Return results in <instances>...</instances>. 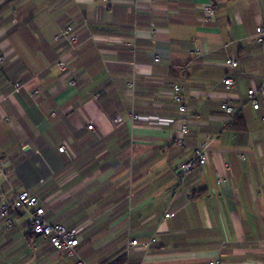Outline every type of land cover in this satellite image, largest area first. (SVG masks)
Listing matches in <instances>:
<instances>
[{"label": "crops", "instance_id": "obj_1", "mask_svg": "<svg viewBox=\"0 0 264 264\" xmlns=\"http://www.w3.org/2000/svg\"><path fill=\"white\" fill-rule=\"evenodd\" d=\"M262 22L264 0H0V190L31 189L47 222L79 230L70 257L11 210L0 264H264V96L247 102L264 89ZM68 24L75 48L55 40ZM174 83L188 105L182 146ZM223 101L240 106L243 128L229 127ZM207 136V163L181 181Z\"/></svg>", "mask_w": 264, "mask_h": 264}, {"label": "built area", "instance_id": "obj_2", "mask_svg": "<svg viewBox=\"0 0 264 264\" xmlns=\"http://www.w3.org/2000/svg\"><path fill=\"white\" fill-rule=\"evenodd\" d=\"M214 18V9L212 6L208 5L204 7V16L205 21H211ZM55 40H64L71 48H75L78 45V34L74 31L72 25H66L56 36ZM254 40L260 45L262 52H264V22L260 23L255 27L254 30ZM2 58H0V61ZM158 57H154V61H158ZM225 65L230 68H235L237 62L232 57H229L225 60ZM56 65L61 71H68L66 61L60 57L56 61ZM71 85L75 83L74 79H71L69 82ZM223 84L226 89H230L233 85V79L230 76H227L223 79ZM128 86L132 88V83H128ZM20 87V84L15 83L14 88L17 90ZM33 95L37 94V91L32 92ZM260 94L264 96V89H249L247 91V102L253 109H258L260 107L259 100L257 95ZM171 98L173 103L176 106L178 117L180 122V136L176 139L175 143L177 146H182L184 144V136L188 133V105L184 98L182 87L178 83L172 84ZM240 106L231 104L227 101H223L220 104V109L228 116H232ZM133 118H136V115H132ZM115 123H119L121 118L119 116L115 117L113 120ZM88 129H92V125L87 126ZM214 136H207L205 140L199 143L192 150V155L189 160L182 163L180 166V180L184 181L188 174L196 166H203L208 161L210 144L213 141ZM64 145L58 148V151L62 152L64 150ZM241 158H243L241 156ZM244 159V158H243ZM7 159L0 155V170L3 171L4 165L6 164ZM22 210L30 216L29 225L33 234L38 235L42 238H45L49 241L52 247L58 253H65L66 255L73 257L76 255V246L79 243L78 232L76 228H67L61 223L51 224L44 219V207L40 197L33 192L31 189H22L16 192L11 198L6 197V195L0 190V218L5 221V224L10 228L13 224V221L9 217L11 210ZM174 216V212H168L165 214V217ZM154 239L146 240L142 243V247L147 249L150 243ZM138 244L137 240L130 241L131 246ZM72 264H88L77 258L73 261ZM207 264H224L223 260L220 257H216Z\"/></svg>", "mask_w": 264, "mask_h": 264}, {"label": "trees", "instance_id": "obj_3", "mask_svg": "<svg viewBox=\"0 0 264 264\" xmlns=\"http://www.w3.org/2000/svg\"><path fill=\"white\" fill-rule=\"evenodd\" d=\"M229 127L233 128V129H238V128H243L244 127V119L243 117L240 115V111H236L233 115H232V119L229 123ZM29 234H33L31 227L29 226ZM35 235V234H33Z\"/></svg>", "mask_w": 264, "mask_h": 264}, {"label": "rangeland", "instance_id": "obj_4", "mask_svg": "<svg viewBox=\"0 0 264 264\" xmlns=\"http://www.w3.org/2000/svg\"><path fill=\"white\" fill-rule=\"evenodd\" d=\"M15 5H16V4H13V6H15ZM25 26H27L29 32L33 30V26H31V29H30V26H29L28 24L25 25ZM31 34H32V35L34 34L33 31H32Z\"/></svg>", "mask_w": 264, "mask_h": 264}]
</instances>
